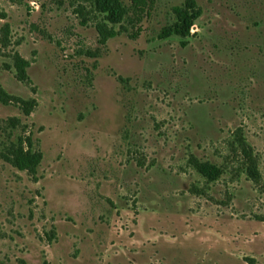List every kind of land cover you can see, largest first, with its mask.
I'll use <instances>...</instances> for the list:
<instances>
[{"label":"rangeland","instance_id":"374dc122","mask_svg":"<svg viewBox=\"0 0 264 264\" xmlns=\"http://www.w3.org/2000/svg\"><path fill=\"white\" fill-rule=\"evenodd\" d=\"M185 1L132 38L88 0H0V153L39 158L0 156V264H264V0H195L160 38Z\"/></svg>","mask_w":264,"mask_h":264},{"label":"trees","instance_id":"16d2710c","mask_svg":"<svg viewBox=\"0 0 264 264\" xmlns=\"http://www.w3.org/2000/svg\"><path fill=\"white\" fill-rule=\"evenodd\" d=\"M90 2L91 7L95 8L98 12L104 15L105 20L111 25H121L123 29V22L127 21L133 28L135 29L133 34H131L132 38L138 37L140 32L142 31L139 24L141 23L144 15L149 14V11L152 8L154 0H130V5H125L122 0H88ZM175 15V21L169 27H165L162 29L159 37L167 38L171 35H179L182 37L188 36L190 31L194 25V22L200 17L202 11L201 8L197 5L195 0H186L185 3L181 7H176L173 9ZM98 33L101 37V43H105V41L109 37H113L116 35L115 29L108 28L105 23L99 24ZM16 69L18 72L19 81L30 84V79L26 72V62L16 56ZM123 82L124 80L121 79ZM10 96L5 94L3 90L0 89V101L6 102V99H9ZM18 99V98H17ZM18 102L23 106H28L33 103V101H24L22 99H18ZM10 122L18 124L19 121L16 119H11ZM19 141V140H18ZM249 160L252 162V156L249 151L245 149ZM0 156L13 166L26 169L32 174H35L36 167L38 165L39 158L36 154L25 150L22 148L21 143H9L8 146L5 147L4 152ZM194 167L204 178L208 181H216L222 175V169L212 163L209 162H194ZM253 175H257L255 166L253 167Z\"/></svg>","mask_w":264,"mask_h":264}]
</instances>
